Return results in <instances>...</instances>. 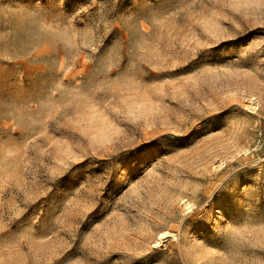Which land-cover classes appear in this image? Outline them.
I'll use <instances>...</instances> for the list:
<instances>
[{"label":"rangeland","instance_id":"374dc122","mask_svg":"<svg viewBox=\"0 0 264 264\" xmlns=\"http://www.w3.org/2000/svg\"><path fill=\"white\" fill-rule=\"evenodd\" d=\"M174 7L175 0H2L0 17L41 16L48 26L19 45H0L3 135L8 127L25 132L20 141L9 136L0 149V229L23 218L19 234L0 242V264H56L69 244L64 230L75 239L78 225L69 220L92 212L101 198V213L111 210L86 244L94 246L98 264L112 249L124 256L113 264H264L252 254L264 250L258 223L264 219V2L184 0ZM78 22L88 26L78 28ZM115 27L131 35L133 66L156 73L183 68L203 49L216 50L195 74L151 85L128 76L113 80L109 73L119 57L98 65L95 58ZM121 47L117 40L115 49ZM89 65H96L89 89L119 104L90 111L91 96L69 86ZM233 106L245 115L225 118L226 127L191 147L169 154L173 146L163 143L120 162L137 145L181 126L187 131L197 123L190 114ZM117 107L133 115L118 118ZM69 127L79 138L58 134ZM89 158L93 162L79 170L87 175L79 190L54 187ZM84 191L94 199L83 201ZM166 231L169 237L160 239Z\"/></svg>","mask_w":264,"mask_h":264},{"label":"snow or ice","instance_id":"6c2138e0","mask_svg":"<svg viewBox=\"0 0 264 264\" xmlns=\"http://www.w3.org/2000/svg\"><path fill=\"white\" fill-rule=\"evenodd\" d=\"M60 2V0H59ZM92 0H87V4L91 3ZM109 0H98V3H106ZM184 2V0H175V7L177 8ZM218 2L226 3V4H241V3H254L255 0H218ZM264 2V0H262ZM2 3V0H0ZM65 3L63 6H66ZM92 12H95L96 9H92ZM115 14V13H114ZM114 14L113 17L114 18ZM71 15V14H69ZM121 25L124 24V21H118ZM180 23L184 22L183 16L179 19ZM55 23V22H53ZM41 25L48 26V21H46L41 16L33 17L31 19L13 17L11 19H5L0 17V45L3 44H15L19 45L22 42H25L31 34L39 28ZM88 25L84 22H78V28H85ZM264 32V29L260 30ZM131 35L126 33L122 28L115 27L109 33L107 38L103 40L102 45L98 49V53L96 55V64H102L104 61L108 59V57L115 58L119 57V62L115 64L114 69L110 71L109 78L113 80H119L124 76L131 77L133 80H138L143 82L145 85H151L154 81L173 79L177 76H183L188 74H195L201 67L210 62L205 61L204 57L209 54L211 51H215L216 49H203L195 54L194 59L190 60L188 64L184 65L181 69H176L171 72H152L151 70L145 68L142 64L140 67H134L132 64V57L130 56V45H131ZM119 40L122 43V47L118 50L115 49V42ZM227 43V42H225ZM222 45H218L220 47ZM96 65H89L86 70V75L78 78L77 81H74L69 86L76 87L80 86L81 91L87 92L89 96H91V104L93 105L90 108V111H94L95 106L107 107L110 104H119V100L117 97L113 96L109 99V95L107 92H99L93 94L92 90L89 89L88 86V73L91 72L92 68ZM3 103V100H0V104ZM116 114L118 118H122L125 116L133 115L132 112H125L123 107L116 108ZM70 119H73L71 113H68ZM245 115L243 110L238 109L237 106H233L231 108H226L221 112L215 113H199V114H190L189 119H192L193 116L197 120V123L192 125L184 130V127L181 126L177 131H172L165 133L162 137H157L154 140H148L140 145H137L134 149H129L125 153H123L120 157V162L123 164L124 161L128 159V157L134 155L137 152H141L143 150L151 149L154 146L163 147V143H167L172 145L173 147L169 151V154L175 151L184 150L187 147H191L192 145L198 143L205 136L211 135L216 131L222 130L227 126L228 120L225 118H237ZM121 123L133 134L138 136L139 132L135 130L134 125H130L126 119H121ZM8 135H3L5 131L3 120H0V149H3L6 142H8V137L11 136L12 140L20 141L25 132L23 129H12L11 127L6 128ZM77 129H73L71 127L62 129L58 134L59 135H68L72 139L79 138L77 136ZM82 135L84 133H81ZM168 151V150H165ZM163 152L160 153L162 157ZM156 157H153V160ZM89 162H93L91 158L85 161H81L79 164L74 165L68 172L61 178L57 185L54 187H68L69 192H75L80 189L86 182L87 175H81L79 170L84 168ZM152 161H149L148 166H150ZM97 172L101 171V168L96 169ZM143 171V170H141ZM76 177L73 179V177ZM130 181L134 180L136 177L130 175ZM70 182V183H67ZM127 187V185H125ZM9 194L5 193V198H7ZM107 196V189L105 190V197ZM94 199L89 196L87 191L81 193V199L83 201H87L88 199ZM101 201L97 203V206L93 209L92 212L87 213L82 218H72L69 220V223L78 225L76 229L75 239H73L72 234L69 230H64L63 236L68 239L69 244L60 251L58 259L56 260V264H76V261L82 258H88L89 264H98L95 258V249L94 246L88 245V234L92 231L94 226L99 223L104 216L108 214L111 209L106 210L101 213V208L103 207ZM26 216V214H25ZM22 220L23 218L13 222L10 224L7 229H0V242L5 240H11L12 237L19 234L22 230ZM261 226H264V219L258 221ZM41 233L39 230L37 231V235ZM43 235H47V232L42 233ZM253 255H260L264 257V250L253 251ZM124 259L123 254L117 250L112 249L108 253V259L102 262V264H113L116 260ZM127 264H141L140 260H132L127 261ZM175 264H181V261L177 260Z\"/></svg>","mask_w":264,"mask_h":264},{"label":"bare ground","instance_id":"6f19581e","mask_svg":"<svg viewBox=\"0 0 264 264\" xmlns=\"http://www.w3.org/2000/svg\"><path fill=\"white\" fill-rule=\"evenodd\" d=\"M169 235H170V232L166 231V232L161 233L159 238L163 239V238L169 237Z\"/></svg>","mask_w":264,"mask_h":264}]
</instances>
